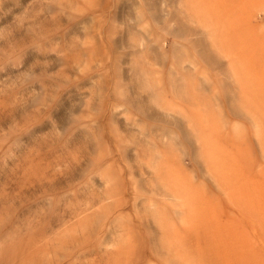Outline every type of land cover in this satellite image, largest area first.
Instances as JSON below:
<instances>
[{"label":"rangeland","instance_id":"374dc122","mask_svg":"<svg viewBox=\"0 0 264 264\" xmlns=\"http://www.w3.org/2000/svg\"><path fill=\"white\" fill-rule=\"evenodd\" d=\"M34 64L69 123L0 170V264H264V0H9L0 155Z\"/></svg>","mask_w":264,"mask_h":264},{"label":"clouds","instance_id":"9594fccd","mask_svg":"<svg viewBox=\"0 0 264 264\" xmlns=\"http://www.w3.org/2000/svg\"><path fill=\"white\" fill-rule=\"evenodd\" d=\"M9 0H0V13L3 12L4 5ZM38 55H45L43 50H35ZM47 55L55 56L54 52ZM57 61L60 57L56 58ZM55 62H49L47 69H53ZM6 67H0V76L6 71ZM43 67L40 64H34L31 72L24 73L18 81L16 87L17 99L14 105V112L9 113L16 118H23L27 126L21 125L18 128V133L14 146L10 153L0 155V170L8 168L9 164L16 159V153L21 151L25 146V137L41 140L46 136L54 135L57 131L64 132L69 123V112L64 111L63 122L58 119V114L61 113V97L53 99L54 86L51 77L41 75L36 70ZM77 110L72 106V111ZM3 112L0 111V119H3ZM45 124L49 125L44 129ZM37 129H44L37 132ZM75 135V133H73ZM4 145L0 144V149Z\"/></svg>","mask_w":264,"mask_h":264},{"label":"bare ground","instance_id":"6f19581e","mask_svg":"<svg viewBox=\"0 0 264 264\" xmlns=\"http://www.w3.org/2000/svg\"><path fill=\"white\" fill-rule=\"evenodd\" d=\"M24 261L20 262V264H23Z\"/></svg>","mask_w":264,"mask_h":264}]
</instances>
